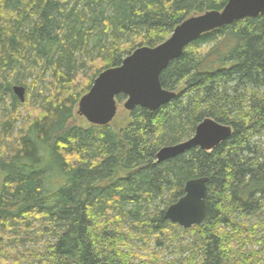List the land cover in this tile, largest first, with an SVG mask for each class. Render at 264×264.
Segmentation results:
<instances>
[{
	"label": "trees",
	"instance_id": "1",
	"mask_svg": "<svg viewBox=\"0 0 264 264\" xmlns=\"http://www.w3.org/2000/svg\"><path fill=\"white\" fill-rule=\"evenodd\" d=\"M227 3L0 0V264H264V14L190 43L161 74L176 97L158 110L125 111L119 126L76 122L103 71ZM16 85L38 87L39 105ZM206 118L230 138L158 162ZM203 177L205 221L166 219Z\"/></svg>",
	"mask_w": 264,
	"mask_h": 264
},
{
	"label": "water",
	"instance_id": "2",
	"mask_svg": "<svg viewBox=\"0 0 264 264\" xmlns=\"http://www.w3.org/2000/svg\"><path fill=\"white\" fill-rule=\"evenodd\" d=\"M260 14H264V0H228L221 11H208L184 20L162 44L138 48L120 66L103 71L89 92L80 99L77 114L92 125H109L117 116L119 95L126 96L123 107L127 111L137 107L158 110L176 97L175 92L162 87L161 74L183 54L190 43L205 33ZM14 93L21 102H25L24 86L16 85ZM232 133L230 126L206 118L196 127L192 138L161 148L157 154L158 162L172 159L193 148L211 151L229 139ZM207 183V177L189 180L184 196L167 208L166 219L183 228L201 225L207 216Z\"/></svg>",
	"mask_w": 264,
	"mask_h": 264
},
{
	"label": "rangeland",
	"instance_id": "3",
	"mask_svg": "<svg viewBox=\"0 0 264 264\" xmlns=\"http://www.w3.org/2000/svg\"><path fill=\"white\" fill-rule=\"evenodd\" d=\"M86 70H87V68H84L81 72L86 73ZM37 88L32 87L31 92H28V91L26 92V101L30 105H39V102L37 100V98H38L37 97V94L39 93V91L37 90ZM47 95H48V90L47 91L45 90V91L42 92V97L47 96ZM6 105H7L6 103H3L2 104L1 101H0V121L3 120L5 118V116H6ZM123 105H124V102L119 105L121 110L118 111V114H117L116 118L113 121V123H115V125H117V126H119V124L122 123L123 119H125V117H126L123 113H125V111H127V110L124 109ZM76 122L78 124H81V125H86V123H88L85 118L79 116L78 114H77V120H76ZM20 123H21V119L19 120V123L16 125V127L14 129V133L18 132V130H19V124ZM1 126L2 125L0 124V130L2 129ZM5 137L3 138L4 140L0 139V152L3 150L2 149L3 146L5 144H7V139Z\"/></svg>",
	"mask_w": 264,
	"mask_h": 264
},
{
	"label": "bare ground",
	"instance_id": "4",
	"mask_svg": "<svg viewBox=\"0 0 264 264\" xmlns=\"http://www.w3.org/2000/svg\"><path fill=\"white\" fill-rule=\"evenodd\" d=\"M22 236V235H21ZM23 237V236H22ZM20 238V237H19ZM17 239V238H16ZM41 263V262H40Z\"/></svg>",
	"mask_w": 264,
	"mask_h": 264
}]
</instances>
